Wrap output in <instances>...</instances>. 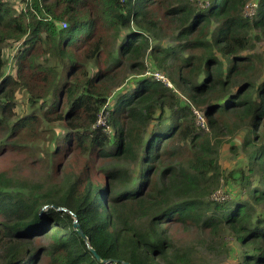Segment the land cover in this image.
Instances as JSON below:
<instances>
[{
	"label": "trees",
	"instance_id": "obj_1",
	"mask_svg": "<svg viewBox=\"0 0 264 264\" xmlns=\"http://www.w3.org/2000/svg\"><path fill=\"white\" fill-rule=\"evenodd\" d=\"M252 1L0 0V45L16 51L15 77L0 54V155L36 141L53 171L72 162L57 184L12 186L0 171L1 264H208L231 246L235 264H264V54L251 43L264 0L245 17ZM170 25L178 45L164 48L155 37ZM243 130L224 176L220 140Z\"/></svg>",
	"mask_w": 264,
	"mask_h": 264
},
{
	"label": "rangeland",
	"instance_id": "obj_2",
	"mask_svg": "<svg viewBox=\"0 0 264 264\" xmlns=\"http://www.w3.org/2000/svg\"><path fill=\"white\" fill-rule=\"evenodd\" d=\"M12 7H14L17 11H20L23 9L25 5L26 0H6ZM24 1V3H23ZM254 1V2H253ZM251 3L248 4V6L245 8L244 16L248 17V15H251L253 10L255 9L256 0H253ZM255 12V11H254ZM173 26H168L163 29V31L159 32V34L156 35L155 41L156 43H160L164 48H173L176 45H178V41L174 39L173 35ZM256 31L252 32V35L256 34ZM151 39H154L151 37ZM154 42V41H153ZM152 42V43H153ZM252 47L253 51L256 54H259L263 56L264 54V39H252ZM112 46H115L113 44H110ZM15 51V45L11 42H5L0 45V54L3 58H5L8 61V69H5L7 75H11L12 77H15L16 73V66H15V60L14 57H9L10 54ZM166 74V73H165ZM147 74H145L146 76ZM167 75V74H166ZM165 75V76H166ZM131 76H129L130 78ZM167 77V76H166ZM128 78V80H129ZM168 78V77H167ZM169 80V79H168ZM173 90L178 93V89L171 84ZM184 101L187 102L186 98L184 97ZM14 108L13 111L15 113L14 120H17L18 117L23 115L27 109V98L26 95L20 91L15 93V100H14ZM111 105L108 107L110 108ZM194 110H199L194 108ZM159 114V111L157 112ZM98 125H103V120H99ZM196 125V124H195ZM110 131V129H108ZM207 130V129H206ZM57 132L59 136L63 135V130L61 128H57ZM244 134V130L240 132L235 137H225L221 138L219 147H218V163L219 168L221 172L224 174V176L228 175L230 172H232L234 169H237L240 165V162L242 160V155L235 153L232 151L231 147H236L239 149L240 144L239 141L241 137ZM36 141H34L29 147L25 146H16L11 141H8V148H5V150L0 155V171H4L7 176H9L12 179V186L17 181L24 182L26 185H33V184H41L44 181L50 182L52 184H57L61 182V176L63 172L66 170L68 163H72L69 159L67 161L61 162V168L55 172L52 170L53 164L57 163L56 156L52 155V158L47 161V157L45 154V151L47 150L46 147L43 145L35 144ZM55 152H58L55 147H53ZM81 162V159L77 161L79 164ZM106 165L109 167L108 162H106ZM112 164V163H111ZM226 181L228 182V187L231 186V189L236 188L232 184V179L228 177ZM11 186V187H12ZM223 190V189H222ZM222 190H218L215 195L218 197L222 196ZM180 234V233H178ZM198 236L196 234H188L184 236V242L187 243L186 245H191L195 243V239ZM51 238V234L46 237H38L34 240V244L37 246H44L49 242ZM199 240V238L197 239ZM193 246H196L194 244ZM197 247V246H196ZM201 252V249L198 250ZM198 252V253H199ZM238 250L235 249V246H231L228 256H225L224 254L220 255H205L202 257L208 264H235L236 262V255ZM197 256V255H196ZM1 264V262H0ZM29 264H48L46 259H39L38 256H36L34 259L30 260Z\"/></svg>",
	"mask_w": 264,
	"mask_h": 264
},
{
	"label": "built area",
	"instance_id": "obj_3",
	"mask_svg": "<svg viewBox=\"0 0 264 264\" xmlns=\"http://www.w3.org/2000/svg\"><path fill=\"white\" fill-rule=\"evenodd\" d=\"M247 7V6H246ZM245 12V10H244ZM254 13V10L253 12L251 13V15ZM251 15H248V16H251ZM63 27H65V23L62 24ZM152 76L157 79V80H160L163 84H165L167 87H170L172 88L169 80L161 75L160 73H153ZM194 117H195V124H196V127L200 128V129H207V124H206V118L203 114L202 111H199V110H194Z\"/></svg>",
	"mask_w": 264,
	"mask_h": 264
},
{
	"label": "water",
	"instance_id": "obj_4",
	"mask_svg": "<svg viewBox=\"0 0 264 264\" xmlns=\"http://www.w3.org/2000/svg\"><path fill=\"white\" fill-rule=\"evenodd\" d=\"M74 226L76 227V224H74ZM80 235L82 236L83 239H86L85 236H84V234L80 233ZM91 251H92L93 255L96 257V259L98 260L99 257L96 255L95 251H93V250H91ZM111 262H112V261H108V262H106V263H111ZM123 264H127V263L125 262V263H123Z\"/></svg>",
	"mask_w": 264,
	"mask_h": 264
}]
</instances>
